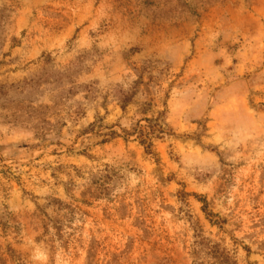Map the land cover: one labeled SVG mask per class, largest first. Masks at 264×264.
<instances>
[{"label":"rangeland","instance_id":"rangeland-1","mask_svg":"<svg viewBox=\"0 0 264 264\" xmlns=\"http://www.w3.org/2000/svg\"><path fill=\"white\" fill-rule=\"evenodd\" d=\"M0 264H264V0H0Z\"/></svg>","mask_w":264,"mask_h":264},{"label":"trees","instance_id":"trees-1","mask_svg":"<svg viewBox=\"0 0 264 264\" xmlns=\"http://www.w3.org/2000/svg\"><path fill=\"white\" fill-rule=\"evenodd\" d=\"M140 135L143 136L142 131H140ZM141 143L144 145L145 141L142 140ZM152 146H153L152 143H150L149 146L147 147V150H150Z\"/></svg>","mask_w":264,"mask_h":264}]
</instances>
